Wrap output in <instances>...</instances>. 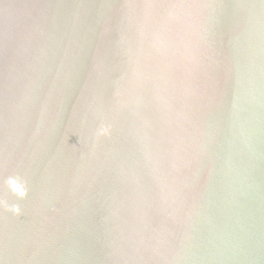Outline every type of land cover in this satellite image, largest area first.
Here are the masks:
<instances>
[{
    "label": "water",
    "instance_id": "95a60500",
    "mask_svg": "<svg viewBox=\"0 0 264 264\" xmlns=\"http://www.w3.org/2000/svg\"><path fill=\"white\" fill-rule=\"evenodd\" d=\"M0 264H264V0H0Z\"/></svg>",
    "mask_w": 264,
    "mask_h": 264
},
{
    "label": "clouds",
    "instance_id": "9594fccd",
    "mask_svg": "<svg viewBox=\"0 0 264 264\" xmlns=\"http://www.w3.org/2000/svg\"><path fill=\"white\" fill-rule=\"evenodd\" d=\"M10 183L12 184L13 190H15L16 187H17L15 181H10ZM19 195L22 197L23 195H25V193L21 190L19 192ZM14 211L18 213L19 212V209L18 208H15Z\"/></svg>",
    "mask_w": 264,
    "mask_h": 264
}]
</instances>
